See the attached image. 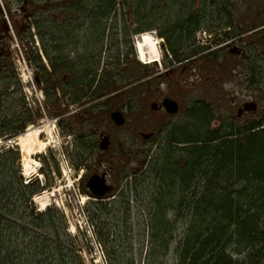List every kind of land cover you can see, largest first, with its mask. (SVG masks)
<instances>
[{
	"label": "trees",
	"instance_id": "1",
	"mask_svg": "<svg viewBox=\"0 0 264 264\" xmlns=\"http://www.w3.org/2000/svg\"><path fill=\"white\" fill-rule=\"evenodd\" d=\"M145 1L138 3L143 6ZM124 3L128 7L131 2L124 0ZM28 4L36 10L28 6V13L22 8L17 11L25 18L37 16L35 31L50 70L42 64L37 52L30 49L32 47L29 52L36 70L41 72L42 91L47 101L53 102L56 94L51 73L54 50L63 45L86 46L85 40H95V31L100 34L98 41L104 42L107 23L111 15L116 14L118 2L29 0ZM182 26L178 29L180 34ZM113 27L115 31L116 26ZM24 32L32 36L29 28ZM15 33L21 34L18 29ZM248 39L254 48L247 53L243 66L248 84L258 92L260 103L258 110L251 113L253 118L244 124L234 120L211 127L215 118L213 105L199 101L192 106L187 111L186 123L166 132L155 156L134 173L135 177L118 200L95 204L96 214L91 216L93 230L107 264H136L131 255L134 248L130 244L129 225L134 209L146 216V225H137V232L142 243H146L147 264H157L152 258L168 252L170 244L177 256L175 264H264V47L257 52L254 44L260 47L263 43L264 28ZM198 50L187 52L185 56H194ZM104 55L105 77L96 89L93 87L103 54L94 56L91 52L90 65L82 68V72L86 77L97 72L95 77L84 85L80 81L83 76L80 78L74 73L75 83L61 84V92L110 95L129 81L147 82L148 72L143 71L147 65L126 59V65L133 62L132 69L126 71L129 77L119 78L121 65L114 61L118 53L108 51ZM125 55L133 56V49ZM107 59L111 61L106 62ZM5 71L0 70V140L16 137L41 116L39 109L27 107L19 95L18 83L15 90L4 79ZM124 88L122 86L118 93L128 94L133 90ZM13 104L17 105L15 110L10 106ZM92 151L89 135L84 133L78 137L74 143L79 159L75 167L79 168ZM19 164V151L1 148L0 264H84L76 238L69 233L62 214L54 207L42 212L35 209L33 198L44 190V184L37 180L24 181ZM178 221L184 225H180L181 236L173 242ZM141 251L142 247H138L139 256Z\"/></svg>",
	"mask_w": 264,
	"mask_h": 264
},
{
	"label": "rangeland",
	"instance_id": "2",
	"mask_svg": "<svg viewBox=\"0 0 264 264\" xmlns=\"http://www.w3.org/2000/svg\"><path fill=\"white\" fill-rule=\"evenodd\" d=\"M138 1L130 0L131 3H135V10ZM28 2L29 0H0V64L6 67L4 69L1 66L0 70H6L3 77L8 83H11V86L15 87V90L18 83L21 91L19 95L22 96L27 107H31L33 110L39 109L41 116L16 137L0 140V150L1 148H10L19 151V167L24 181L37 180L41 185L44 184V190L33 198L34 207L39 212L48 207H54L62 214L69 233L76 238L78 253L83 263L107 264L105 252L98 243L93 230L94 221L91 216L92 213L96 214L95 204L100 202L111 204L118 200L126 185L135 177L134 173L141 170L142 166L145 165L144 163L155 156L158 145L163 142L162 139L166 132L173 126L186 123L187 111L199 101L210 102L213 105L215 118L211 127L234 120L244 124L253 118L250 112L244 113L240 117H237L236 114L237 110L246 102L254 101L260 106L259 94L255 89L250 88L243 63L247 62V53L251 49L253 52L254 48H251L253 44L251 39L247 38L246 29L264 24V0H224L223 2L230 4L231 16L227 19L226 17L223 19L215 16L210 18L212 21H206V24L203 22L202 26L211 28V25L215 24L216 31L223 33L228 31L224 25L227 22L231 24L230 30L232 32L233 30H242L241 33L245 35L231 38L224 44L222 42L213 43L212 47L208 43L200 44L198 42L199 44H194L195 47L208 44L210 48H215L219 44L221 49L219 52L216 51L217 53H205V55L203 52L198 53L197 55H203V58L193 61L188 68L184 69L164 65V51L161 49L160 61L148 64L147 68L143 70L148 72V75L146 74L147 82L137 83L139 85L137 86L134 81H129L118 86L114 89V94L120 92L122 86L126 87L124 89L132 87L133 90L121 98L112 99L108 95L109 100L94 110L100 124L95 120L94 125L92 123L87 124L88 130L93 134L95 133V136H97L96 131H106L111 135L113 141L112 148L100 158L101 164L105 165L112 162L114 157H117L116 161L121 163L119 172L115 174L113 180L115 192L107 195L103 201H97L83 189L85 188L86 175L98 171L99 166L95 162L99 159L95 158L93 151L86 158L87 162L83 163L84 166L76 168L74 163L77 156L74 153V146L71 147L77 137L84 133L90 137L93 134L83 131L82 125L77 123H71L72 125L68 126L69 129L66 125L59 126L56 118L52 116L54 113L52 110L59 107L62 109V105H66V101H47L44 92L41 91L42 86H39L35 79L37 70L34 61L25 55V47L29 55H31L30 47H32L30 48L32 51L35 50L36 52L41 48L38 37L29 36L24 32L27 28L31 32L36 30L37 16L25 18L17 11V9L22 8L28 13V6L32 7L33 11L36 10V7L29 5ZM117 2L116 14H131V3L127 7L124 0H117ZM216 2L217 6L223 3L222 0H216ZM187 3L190 4V1L187 0ZM138 5L139 13L136 15H138L139 24L150 26L153 32H157L159 28H166L171 23L166 16L168 6L164 0H146L143 2V6L140 3ZM202 8L206 13L210 12V4L204 1ZM1 22H3L5 30H3ZM14 27L22 35H17ZM137 38L138 36L133 37L132 40L135 41ZM156 38L161 39L160 37ZM113 39L116 41L115 37ZM194 42H197L196 38H194ZM254 44L257 47V52L264 47V41L260 47L258 43L254 42ZM131 46L133 56L129 55L127 59L143 65L137 58L133 42ZM120 60L119 53L118 56L114 55L115 62L118 63ZM110 61V59L106 60V62ZM132 64L133 62L128 65L122 64L118 71V77H129L126 71L132 69ZM157 74L160 75L157 76ZM9 91L11 90L9 89ZM19 95L16 98H19ZM163 97L174 99L179 103L180 112L177 115L170 116L164 111L156 113L150 109L151 103H159ZM14 102H17V99ZM10 106L14 110L17 108V105L14 106V104ZM113 109L123 113L126 120L124 125L117 127L110 121L109 113ZM69 111L68 109L67 112ZM29 128H39L43 131L38 137L39 141L46 144L43 150L38 149L37 143H33L32 151L28 153L23 147L24 144L18 141V137L25 134L26 138L33 141L32 133L27 131ZM66 130H70V134H67ZM141 134H152V137L143 139ZM25 165L26 167L23 169ZM143 169L145 170L146 167ZM24 172L25 175H23ZM131 200L134 209L135 203L132 198ZM145 217L144 213H138L134 209L129 220L132 236L130 244L134 248L131 255L136 259V264L149 262L148 257H145L146 243L145 241L142 243L141 238L138 237L139 232H137V225H146ZM176 225L177 231L173 242L181 236L180 225L184 224L182 221H178ZM138 247H142L140 256L137 253ZM173 247V244H170L169 251L153 257V261L158 262L157 264H175L177 256L172 251ZM228 251L231 252V249Z\"/></svg>",
	"mask_w": 264,
	"mask_h": 264
},
{
	"label": "flooded vegetation",
	"instance_id": "3",
	"mask_svg": "<svg viewBox=\"0 0 264 264\" xmlns=\"http://www.w3.org/2000/svg\"><path fill=\"white\" fill-rule=\"evenodd\" d=\"M164 1L166 2L168 6V13L166 16H167V19H170L171 23L169 24L168 27L163 28V29L159 28L157 32H154L156 37L161 38L162 49L164 51V56H163L164 65H169L172 68L181 67L180 69H184L186 67L188 68V66L193 61L203 58L202 57L203 55H197L198 53L201 54L203 52L205 55V53H214L216 51L219 52V49H221V46H218L219 44H217L215 48H210L208 46H201V45L195 47L194 44H199V43L194 42V38H197V34L199 33L204 32L208 39L207 41L210 42L211 45L213 43H220V42L224 44L228 42L229 39L235 38V37H242V35L244 34V33H241L242 30L241 31L233 30L232 32V30H230L231 24L227 22L224 25L225 27L228 28V31H224L223 33H218L219 31H216V28H215L216 26H214L215 24H212L211 28H205V26H202L203 22L206 24V21H212L210 20V18H213L215 16L223 18V19L224 17H226L227 19L228 17L231 16L230 4L228 3L226 4L225 2H223L224 0H222L223 2L222 3L223 5L221 4L222 6L221 5L217 6L216 0H189L190 4L187 3V0H164ZM203 1L207 4H210V12L206 13L203 10L202 8ZM134 4L135 3H132L131 5V8H132L131 14L130 13L129 14L120 13V14L111 15L110 20L107 23V33L105 35L106 40L104 42H102L101 40L98 41L100 34L99 33L97 34L95 31L94 32L95 34L93 35V38L95 40L94 41L85 40L88 43L86 46L82 45V46H77L75 48L74 46L70 47V45H68L67 47H65L63 45L62 47H58L54 50L53 69L51 70V73L53 75L52 77L53 81L56 84V94L54 96L53 101H56V100L66 101V105H62L63 106L62 109H60L59 107L57 109L54 108V110H52L54 112L52 113V116L56 118V122H58L59 126L63 127L64 125H66V127L68 128V126L72 125L71 123L73 124L77 123V124L82 125L83 131L93 134V132L88 130L89 126H87V124L90 125L92 123V125H94V123L98 121L94 110L102 106L101 104L103 102L109 100L108 95L96 94V93H80V94L68 93L66 94V93L61 92L60 85L62 84L65 86L66 84V86H69L71 84H74L75 83V81L73 82L74 73H76L78 77L80 78L83 76L82 79H80V81L82 80L83 84L86 85L88 80H90L92 76H93L92 78H94L96 73L98 72L97 76L95 77V82H94V87H93L96 89V86L99 84L100 81L102 82V80H104V77H105V73H104L105 55L104 54L106 53V51L118 52L119 54H121V60L118 61V65L122 66V63L126 65V59L128 58V56H126L125 54H129L132 49L131 44H132L133 36L139 33H142L144 31L151 30L150 26L145 25V24H139V21L137 19L138 15H136V13H139V5L138 3L136 4L135 6L136 10H135ZM263 6H264V3H263ZM114 21H116V24H114ZM1 25L3 26V30H5V26L3 22H1ZM181 25H183L182 27H184V29H183V32H181L180 34L179 33L180 31L178 29L181 27ZM113 26H116L115 31L113 30L114 28ZM263 28H264V24H261L259 27L248 28L246 29L247 30L246 35H248L249 37L251 34H255L258 31H261ZM30 34L32 33L30 32ZM33 34L37 36L36 31H34ZM114 37L116 38V41H114L113 39ZM179 37L181 38L178 41L177 38ZM57 41L61 42L62 39L57 38ZM196 49H199V50L194 56H190V57L185 56V53L187 52L189 53ZM25 50H26L25 55L30 60H32V57L27 52L26 47H25ZM91 52H93L94 56H97L99 53L103 54V56L100 58V65L98 67V71L93 72L86 77L85 73L82 72V68L85 69L86 67L87 68L89 67L90 65L89 57H90ZM37 54L40 56V59L42 63L45 64L46 68L48 67L49 69L48 59L44 55L41 48L37 51ZM120 62L121 64H119ZM54 66L56 68H54ZM159 75L160 74H158L157 76ZM36 80H37L36 82L38 83V85L42 86V83H41L42 75H41V72L38 70L36 73ZM125 95L126 94L118 93V94H110L109 97L112 99L114 98L116 99V98L124 97ZM165 98L167 97H163L162 99H165ZM68 109L70 110L69 112H67ZM113 111H118V110L116 109L111 110V112L109 113V118H110V114ZM160 111L162 112L164 111V109L160 108L159 110L156 111V113ZM64 120L68 122L64 123L65 122ZM98 124H100V121H98ZM70 130H66L65 132L67 134L68 133L70 134ZM96 132H97V136H95V133H94L93 136L91 137L89 135V139L91 140V144L93 145V151L95 153V158L99 159L98 161L95 162V164H98L99 168L97 172H93L89 175H86L85 183L87 182L88 178L91 175L105 174L106 183L109 186H113V190H114L115 184L113 180L115 178V174L119 172V166L121 163L116 161L117 157H114L112 162L107 163L105 165L103 163L101 164L100 158L105 152L107 153L112 148L113 141H112L111 135L107 133L106 131H100V132L96 131ZM103 138H108V147L106 149L102 148ZM76 139H78V137ZM72 146H74V144L71 145V147ZM74 153L77 156V152H74ZM89 155H87L86 158ZM86 158L84 160L85 163L87 162ZM77 160L79 161L78 157L75 160V162ZM83 163L80 167L84 166ZM113 190L111 192H108L104 196V199H106L107 195L112 194Z\"/></svg>",
	"mask_w": 264,
	"mask_h": 264
},
{
	"label": "water",
	"instance_id": "4",
	"mask_svg": "<svg viewBox=\"0 0 264 264\" xmlns=\"http://www.w3.org/2000/svg\"><path fill=\"white\" fill-rule=\"evenodd\" d=\"M160 108H163L165 112L169 115H176L179 111V104L177 101L172 100L170 98L163 99L160 104L158 103H151L150 109L153 111H157ZM257 110V103L254 101L246 102L244 103L237 111V117H240L245 112H255ZM110 119L113 121V123L120 127L124 125L125 123V117L120 111H113L110 114ZM141 137L143 139H149L151 137V134H141ZM102 148L106 149L108 147V138L102 139ZM86 188L90 191V193L95 198H102L104 195L108 192H110L113 187L109 186L106 183V177L105 174H94L91 175L87 182H86Z\"/></svg>",
	"mask_w": 264,
	"mask_h": 264
},
{
	"label": "bare ground",
	"instance_id": "5",
	"mask_svg": "<svg viewBox=\"0 0 264 264\" xmlns=\"http://www.w3.org/2000/svg\"><path fill=\"white\" fill-rule=\"evenodd\" d=\"M160 43V39L154 37L152 33H143V35L137 39L135 45L138 59L146 64L159 62L161 59V54L158 45ZM27 131L32 133L34 138L33 141H30L28 138H26V134L18 137V141L24 144L23 147L25 150L30 153L32 151L33 143H37L38 149L43 150L46 147V144L38 140L39 135L42 134L43 131L39 128H29ZM24 167H26V165L23 166V169ZM23 175H25V172Z\"/></svg>",
	"mask_w": 264,
	"mask_h": 264
}]
</instances>
